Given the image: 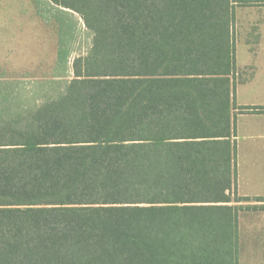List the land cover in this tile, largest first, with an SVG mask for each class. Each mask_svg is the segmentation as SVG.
Instances as JSON below:
<instances>
[{
  "label": "trees",
  "instance_id": "obj_1",
  "mask_svg": "<svg viewBox=\"0 0 264 264\" xmlns=\"http://www.w3.org/2000/svg\"><path fill=\"white\" fill-rule=\"evenodd\" d=\"M49 1L63 75L71 12L91 44L33 106L0 79V264H239L237 0Z\"/></svg>",
  "mask_w": 264,
  "mask_h": 264
},
{
  "label": "rangeland",
  "instance_id": "obj_2",
  "mask_svg": "<svg viewBox=\"0 0 264 264\" xmlns=\"http://www.w3.org/2000/svg\"><path fill=\"white\" fill-rule=\"evenodd\" d=\"M257 5L241 0L234 5L232 81L239 107L257 102L260 97L255 88L264 85V30L261 36L258 31L264 9ZM68 18L72 36L67 74L63 75V60L59 57L63 49V13H58L49 0H0V79L11 85L12 106H33L63 92L65 82L72 77L74 57L85 54L91 44V34L80 16L71 12ZM256 121L254 116L236 113V190L232 193L264 198V155L253 147L264 142L255 137L264 128ZM237 204L241 205L239 264H264V209L253 201Z\"/></svg>",
  "mask_w": 264,
  "mask_h": 264
},
{
  "label": "crops",
  "instance_id": "obj_3",
  "mask_svg": "<svg viewBox=\"0 0 264 264\" xmlns=\"http://www.w3.org/2000/svg\"><path fill=\"white\" fill-rule=\"evenodd\" d=\"M257 3H259V5H257L259 9H261V8L264 9V2H257ZM262 30H264V21H262L260 24H258L259 36L262 35ZM257 47H260V44ZM255 94L257 96H259L260 98L257 102L251 104L250 106L264 107V85L262 87L255 88ZM237 107H239V105H237ZM238 114H239V116L244 115V114L254 116V118L257 119L256 122L259 123V126H262V130H263V128H264L263 127L264 126V112H260V113H238ZM255 137L257 139L264 140V132H261V131L258 132ZM253 147L258 152L263 151L261 155H264V142L256 143ZM241 196H245V195H241ZM257 203H259V205H261V206L264 205V202H257Z\"/></svg>",
  "mask_w": 264,
  "mask_h": 264
}]
</instances>
